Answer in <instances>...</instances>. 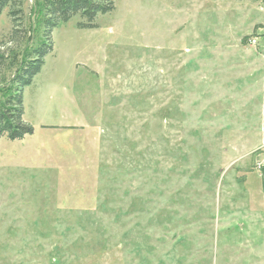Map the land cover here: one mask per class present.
Listing matches in <instances>:
<instances>
[{
	"label": "rangeland",
	"instance_id": "1",
	"mask_svg": "<svg viewBox=\"0 0 264 264\" xmlns=\"http://www.w3.org/2000/svg\"><path fill=\"white\" fill-rule=\"evenodd\" d=\"M106 1L52 31L33 133L0 138V264H264V0Z\"/></svg>",
	"mask_w": 264,
	"mask_h": 264
},
{
	"label": "trees",
	"instance_id": "2",
	"mask_svg": "<svg viewBox=\"0 0 264 264\" xmlns=\"http://www.w3.org/2000/svg\"><path fill=\"white\" fill-rule=\"evenodd\" d=\"M24 0H0V15L7 9L13 26H18L22 15ZM34 34L43 30L42 41L36 46H28L32 34L30 9V26L27 44L16 50L9 44L19 42L18 30L14 28L7 43L0 42V77L7 65L15 69L13 78L8 82L0 78V138L10 141L21 140L31 135L33 129L23 121V89L32 84L34 77L40 72L44 58L53 50L51 33L60 24L67 23L74 16L84 20L78 28L93 29L94 19L98 14H107L114 10L112 2L106 0H35ZM264 174V170H263Z\"/></svg>",
	"mask_w": 264,
	"mask_h": 264
},
{
	"label": "water",
	"instance_id": "3",
	"mask_svg": "<svg viewBox=\"0 0 264 264\" xmlns=\"http://www.w3.org/2000/svg\"><path fill=\"white\" fill-rule=\"evenodd\" d=\"M32 4H33V14L31 16V22H32V34H31V40L29 41L28 43V46L31 45L32 41H33V38H34V28H35V24H34V18H35V12H36V5H35V0L32 1Z\"/></svg>",
	"mask_w": 264,
	"mask_h": 264
}]
</instances>
